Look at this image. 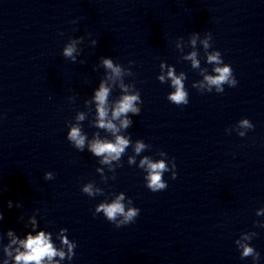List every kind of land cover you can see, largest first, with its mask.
Masks as SVG:
<instances>
[{
    "label": "clouds",
    "instance_id": "obj_1",
    "mask_svg": "<svg viewBox=\"0 0 264 264\" xmlns=\"http://www.w3.org/2000/svg\"><path fill=\"white\" fill-rule=\"evenodd\" d=\"M211 38V37H210ZM93 45L97 44L96 40H93ZM76 41H73L71 44L66 46L63 50V55L65 57H69L73 62L76 61V57L73 55L76 52L75 48ZM195 44V41H193ZM205 48H209L210 45L208 41H204ZM195 53H192L188 59H192L193 66L197 67L198 62L195 60ZM208 63H215L216 65L223 64V67L217 66L213 69L217 75L215 76H206L205 80L208 87V91L211 92L212 87L215 86L216 91L218 93L224 92V85L227 84L229 87H235L237 85V80L233 75L232 67L229 64L223 62L222 54L220 51L212 52L207 56ZM83 63V61H80ZM133 63V61H129ZM102 63L106 68L112 70V72L119 76L121 74V68L119 66H114L111 58H102ZM163 67V65L161 66ZM168 76L171 78L172 87L175 88L173 93H170L167 96V99L170 103L175 104L177 106L187 105L189 103L188 93L185 91L184 84L182 83V77H176L173 74V71L169 69ZM160 80L163 81L164 77L161 76ZM123 87V86H122ZM109 96V88L105 87L103 83L99 85V91L95 92V100L97 101V112H98V122L97 126L102 129H107L115 134L118 129L115 124L112 123L111 120H106L108 116V108L106 107L107 97ZM140 100L139 93L135 95H124L116 104L114 109L112 110V118L113 120L119 119L121 115H126L128 113H132L134 115H139L141 109L135 107V103ZM142 102V101H141ZM78 120H83L84 116L81 114L77 117ZM132 123L130 119H122L120 120V127L127 128ZM242 127L245 128H253L254 126L249 123L248 119H243L240 121ZM241 136L244 133H240ZM67 139L73 143L76 149L83 150L85 145L86 137L81 134L80 128L78 126H74L71 128L70 132L67 134ZM129 146V140L125 139L122 136H116L115 142L102 141L100 139H95L89 144V151L95 156H104V160L102 163H109L111 160H119L122 153H124L125 149ZM145 148V144L141 142H137L135 145V152L139 154ZM164 155V153H161ZM134 160L130 158L129 163H133ZM140 166L144 168L146 166V170L148 175L145 177L147 184L146 187L153 193L166 190L168 184L165 180H163V173L169 171L167 165L163 160L158 162H152L151 159L145 157L141 160ZM173 169L176 168L174 159H173ZM176 171H173L171 179L176 178ZM45 180L54 179L52 172H46L44 174ZM84 193L88 196L95 195L93 191V187L91 184L85 185L82 189ZM100 190L97 189L96 192ZM124 200V195L121 193L113 202L111 203H100L96 209L93 216H96L98 213H103L104 217L107 221L112 222L115 227L120 228L126 226L128 224L134 223L136 218L140 214L139 208H128L125 210V204L122 202ZM13 206V202L11 200L8 201V207L11 208ZM19 206V205H17ZM117 217H123L122 220H117ZM0 220H3V213L0 212ZM33 227H35V220H32ZM63 231V230H62ZM9 236H13V231L9 230L7 233ZM245 240L248 237H244ZM17 240L13 238L12 244H16ZM61 243L67 247L68 249V259H72L74 256L73 248L75 245L71 243L66 237L61 236ZM236 243L243 249L241 253V258L252 257L254 264L259 260L260 254L248 244H241L240 241H236ZM19 244L24 249L20 251L17 249V255L15 256L16 264H43V261L47 259L50 264H54L53 258L59 256L61 259L65 258L64 251H57V249L53 246V243L50 241L49 235H46L44 231H40L37 235L33 236L32 234H28L25 240H20ZM7 254L10 256L11 252L5 249ZM4 264H8V261L5 260Z\"/></svg>",
    "mask_w": 264,
    "mask_h": 264
}]
</instances>
